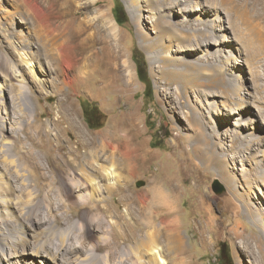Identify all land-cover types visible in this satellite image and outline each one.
<instances>
[{
  "label": "rangeland",
  "instance_id": "1",
  "mask_svg": "<svg viewBox=\"0 0 264 264\" xmlns=\"http://www.w3.org/2000/svg\"><path fill=\"white\" fill-rule=\"evenodd\" d=\"M14 1L0 0V55H5L9 49L16 52L12 41L22 40L19 38L20 33L29 34L27 38L30 37L33 42L31 53L34 69L45 80L34 79L33 71L28 67L20 68L24 77L11 76L0 62V84L5 87L3 98L0 92V109L15 111L16 115L15 119L5 124V141L17 140V135L11 131L13 126H19L23 141H18V149L22 155L27 153L30 138L43 136L52 139L51 148L55 155L67 153L70 144L73 147L78 145L81 152L88 147L98 150L102 137L116 124L125 126L124 130L131 129L134 141L145 149L146 163L133 176L131 199L123 200L117 191L111 195L103 193L102 202H93L98 206L93 213L105 217L107 224L105 233L95 232L96 237H110L112 227L107 222L110 218L119 230L124 228L126 208L133 211L132 216L139 217L136 201L139 192L152 186L168 191L172 186L178 199L176 211L167 213L164 209L160 217L154 218L153 226L159 225L164 217L170 219L178 215L175 219L186 235L187 259L190 258L193 264H218L221 244L225 242L230 246L233 264H264V183L260 177L261 168H264V141L259 146L247 149L236 138L239 133L244 137L251 133L264 137V103L257 99L261 95L257 87L264 85V80L260 78V75H264V0H228L225 5L224 0H181L180 4L176 0H142L140 14L126 0H99L85 13L74 9V15L65 17L66 25L69 18L74 19V26L81 27L84 20L95 17L97 9L106 10L108 16L115 19L114 7L118 3L124 6L128 20L121 25L117 23L115 52H110L108 47L101 49L100 42L79 37L66 46L72 49L71 55L78 57H81L84 47L88 48L86 54L100 52L93 55L95 67L90 70L86 68V79L77 81L71 87L64 86L62 91L57 89L62 79L56 72L59 57L57 43L47 41V46L52 47L48 48L43 37L41 39L44 42L36 34L32 36L30 25H24L16 14ZM70 1L73 4L71 8H81L88 0ZM40 2L46 4L48 0ZM61 6L66 8L55 3V15H58L56 11ZM213 24L217 27L218 43L197 46L196 37L201 36L202 30L211 29ZM12 26L21 29L20 32L12 30ZM89 32H85L83 38ZM151 44L154 50L150 49ZM47 48L51 49L50 55ZM12 52L9 56L18 58L17 52L11 56ZM135 52H139L147 63L152 82L150 91L139 78L133 58ZM124 61L133 72L134 82L130 86L122 77ZM18 78L23 80L20 82ZM7 83L14 85V89H8ZM20 83L27 88L25 94L30 104L29 110H25L19 100L17 87ZM235 84L242 93V107L236 106L234 101ZM224 86L227 87L225 93ZM13 101L17 110L13 108ZM0 114L6 116L5 111L0 110ZM70 117L74 124L70 122ZM81 134L87 136V141L93 140L94 144L87 146L80 142ZM119 135L123 136V132ZM8 146V143H0V193H5L14 201L10 210L16 214H21L23 206L29 205L35 212L41 204H48V194L64 199L65 196L61 194L62 183L81 178L75 167L68 169L69 176L65 169H56L53 173L55 182L42 178V184L38 186L33 177L44 173L50 175L46 169L47 158L42 156L44 169L39 170L35 168L33 160L24 163L14 147ZM123 148V143L116 144L117 150ZM33 150L41 152L39 146H33ZM250 153L255 155L254 160L260 162L259 167L256 161L246 158ZM90 190L86 186L80 199H87ZM74 194L71 192L62 205L71 203L76 211L69 217L70 221L54 226L57 231L67 230L69 224L76 221L78 233L84 232L82 224L87 220L83 212L90 209L86 203L78 201ZM105 207L111 210L106 213L107 216ZM0 210L4 216L2 204ZM131 222L134 223V219ZM48 226V223L33 224L35 233L27 227L25 235L33 242L35 236L49 240L52 234L48 232ZM118 233L114 235L118 241L117 250L114 259L111 258L115 262L122 256L121 250L128 243L129 234ZM94 241L97 243L98 238L90 242L88 240L86 243L90 244H84L86 247L83 245L81 255H75L79 259L74 260L73 256L69 264H92L93 261L86 259V252L95 244ZM106 249L98 252L104 258L101 257L95 264L108 263L109 249ZM10 251L9 248L7 252ZM164 255L170 261L168 252L165 251ZM4 256L7 260L8 255L5 253L1 254V261L6 263ZM82 256L86 260L81 259ZM135 259L132 261L138 263ZM17 260L21 263L40 260L39 264H50L44 254L36 256L29 253L24 258H16L15 264Z\"/></svg>",
  "mask_w": 264,
  "mask_h": 264
},
{
  "label": "bare ground",
  "instance_id": "2",
  "mask_svg": "<svg viewBox=\"0 0 264 264\" xmlns=\"http://www.w3.org/2000/svg\"><path fill=\"white\" fill-rule=\"evenodd\" d=\"M40 1L15 0L14 4L17 8L16 14L22 20V23L24 25H30L32 36L36 34V36L40 37L41 41L44 42V40H46L44 42L46 46L48 43L47 41H51L52 44L57 43L59 57L57 58L58 67L56 69V72L57 75L62 78L61 83H58L57 89L58 91H62L66 86L71 87L77 81L86 79V77L84 76V74L87 73L86 68L90 70L95 67L96 64L93 55L95 54L94 56H96L100 52L94 51L93 53L86 54L88 48L84 47V51L81 52V57H78V55H71L70 51H72V49H69V47L67 48L66 46L71 41H74L79 37L82 38V40L87 39L90 41L100 42L102 43L101 49L108 47L110 52H115L114 43L118 38V24L116 20L113 17H109L106 10L103 9H97L95 17L89 19V21L84 20V25L82 22L81 27L74 26V19L69 20L68 18L69 23L67 25L64 23V19L66 16L74 15V9L79 10L80 13H85L94 5H96L99 0H88L87 2L82 4V7L80 6L81 8H71L73 4L70 0H48V3L46 4ZM126 1L127 4L130 5V7L137 8L138 14H140V1L142 0ZM227 1L228 0H224L223 5H225ZM56 2L66 7L64 8L63 6H61V8L56 11L58 15H55L54 5ZM176 3L180 4L181 0H176ZM74 7H76V5H74ZM63 9H65L66 11ZM206 21L208 22V20ZM10 28L18 33L21 30L17 29V27L15 26H12ZM210 28L211 29L202 30L201 36L196 37L197 46L204 45V43H218L219 35L215 30L217 27H215L213 24ZM92 29H94V31L89 32V30ZM85 32L89 33L85 38H83V34ZM139 33H143L140 28ZM19 35V38H22V40L19 39L18 42L14 40L12 41V46H14V50H16L17 54L15 51V53L9 51L11 49L7 50L6 53L3 51L5 55H0V62L6 66V70L11 73V76L24 77L23 73H21L20 68L28 67L31 71H33L32 73L35 76L34 79H43L41 81H44L45 77L42 78L34 69L35 65L32 58L33 53H31V46L33 45V42L29 39L30 37L27 38L29 34L26 36L24 33H20ZM41 37H43L44 40L43 38L41 39ZM153 46L154 45L151 44V50H154ZM47 47L52 48L49 46ZM48 48L47 50H49ZM50 50L49 54L47 53L48 55H50ZM11 52V56H13L14 53L18 55V58L17 56L10 57L9 54H11ZM70 70H73L72 74L70 73ZM121 71L125 83L128 84V86L133 85V72L130 68V65L126 61H124ZM260 78L264 80V75H260ZM21 80H23V78H18V81L21 82ZM236 85L237 84H235L234 90L236 94V100L234 101L236 106L239 107L241 106L240 99L242 97V93L241 91H239L240 87H237ZM6 86L8 87V89H14V85L10 83H7ZM17 88L19 90L20 102H22L25 110H27L28 108L30 109V104L27 101L25 94L27 88L25 87V85H23V83H20ZM187 88L188 87H186V89ZM225 88L227 87L224 86V93L226 92ZM4 89L5 87L1 86L0 84V92L2 94L1 98H3ZM257 89L258 92L261 93V95L257 99L260 102L264 103V85H262V87H257ZM204 90H202V92L210 95ZM186 91L187 90H185V92ZM213 95H215V93H213ZM13 104L14 110H17L16 103H14V101ZM0 110L2 112L5 111L6 113V116L2 115L3 113L0 114V143H6V145L8 143V145H10L8 147L10 148L13 146L14 148H12L16 150L18 156H20L24 163L28 164L30 160H33V162L35 163V168H38L39 170L44 169V166L42 165V159L44 158H42V156H45L47 158L48 165L46 164V169L50 173V175L44 173L42 174V176L36 175L35 177H33V181L36 183V185L40 186L42 184V178L49 179L51 182H55L56 177L53 175V173L56 172V169H65L66 173L69 176L70 171L68 169L70 167H75V169L77 170L76 172L81 176V178L77 179L76 181L66 180L65 183H62L64 185L61 188V194L62 196H65L64 199H62V197H53L51 194H48V204H41L39 209H37L35 212H33V209L29 205L23 206L21 214L12 212V210H10V207L14 204V201L6 196L5 193H0V205L2 204L5 209L4 216L3 212L0 213V216H2V218H0V241L2 245L0 256L1 254L4 255L5 253H7L8 255L7 260L4 256L6 263H3L0 257V264H15L16 258H24V256H26L27 254L29 256V253H32L36 256H42L43 254L46 255V257L49 258L50 264H69L70 262H72L73 256L74 260H76L78 257L75 258V255L77 254L76 256H78V254L83 252L82 247L84 244H88L90 241L96 240L97 238V243H95L94 241L95 244H92V247H89L90 249L88 250V252H86V259L93 261L94 264L99 261L101 257L102 259L104 258V256L98 252L106 248L109 249L107 255V257H109V261L105 256L106 261H108L107 264H193V261L190 258L187 259L186 235L180 230V224L178 223L177 219H175V217L177 218L178 215L170 219H166L164 217L161 219L159 225L155 227L153 226L154 218H156V216H159L161 212L164 211V209L168 211L167 213H174L176 211V207L178 206V204L176 206V203L178 199H176L175 197L172 186L170 189H168V191L163 190L164 188L161 189L157 188L156 186H152L139 192L136 200L139 206V217L135 218L134 216H132L131 213L133 211L131 212L129 208H126L125 214L123 215L125 219L124 228L119 230L117 228V225L115 224V221L110 220V218L107 221L109 222L108 224L110 225V227H112V230L109 227V229L111 230L110 237H104L101 235L99 237H96L95 235V232L98 231H104L105 233V225L107 226L105 217L95 212L93 213V210H96L98 208L96 203H100V201H103L101 199L102 194L108 193V195H111L119 191L123 200L131 199V183L133 180V176H135L141 170L143 164L146 163L145 149L143 146L138 145V143L134 141V138L130 134L132 132L131 129L126 128V130H124L125 126L119 127L115 124V127L109 128L106 134L102 137L101 141L98 143V150H90V148L92 147H88L86 150L81 152L78 150V145L73 147V144H70V148L67 153H59L58 155H55L56 153H53V150L51 148L52 139L48 136L38 137L37 139L30 138V145L27 147V153L26 155H22L18 149V141H23V137L20 134L22 130L19 129V126H13L11 131L13 135H17V140L15 142L5 141L7 139L4 133V128L6 127L5 124L16 117L14 113L15 111L7 112L3 108H1ZM262 115L264 116V113ZM243 116L245 115H242V117ZM57 120L60 121L59 119ZM70 122L72 124L75 123L71 117ZM240 125H245V123H240ZM120 132H123V136L119 135ZM80 137L82 138L80 139V142H82L83 144L87 146L94 144L93 140L87 141V136L81 134ZM236 138L239 139L242 145L247 149H250L253 146L257 145L259 146L261 145V142L264 141V137L262 138L261 136L253 135V133H251L247 137H244L239 133L237 134ZM56 140L60 141L59 138H56ZM119 142L123 143L124 145V148L122 150L116 149V144ZM33 146H39L41 148V152H35L33 150ZM5 147L7 150V146ZM241 150L244 149L241 148ZM246 158L254 160L256 157L254 154L250 153L247 154ZM254 161H256V166L259 167L260 162L258 160ZM261 169L262 171L260 177L264 183V168ZM74 177L75 176H71V178ZM86 186L91 189L90 192L87 193L88 197L87 199H80V194L83 190H85ZM69 192L75 193L74 196L78 199V201H82V203H86L89 206L90 210H86L83 212L84 218H86L87 220L82 224L84 229V232L82 230L83 233H78L79 229L76 221H71L72 223L69 224L68 229L65 231H57L54 228V226L61 225L65 221H70L69 217L76 211V207L71 203L62 205L63 200L68 199L67 197H69ZM77 192L79 194H77ZM95 201L96 203L94 204L93 202ZM68 204L72 206H69ZM109 212H111V210H109V208H106L105 216H107L106 213ZM131 219H134V223H132L133 221L131 222ZM36 223H38L39 225L48 223L49 226L47 227V229L48 232L52 234V238L49 240H42L39 239V237L35 236L36 240L33 242L31 238L27 237V234L25 235V233L27 232V227L30 228L32 232L34 230L35 233V229H33L32 226ZM79 232H81V228ZM118 232L129 233L128 237L126 236L128 243H126L125 248L121 250L122 254H120L122 256L119 259L120 261L116 260L117 262H115L113 260V262L111 261V258H113V256L115 257L114 254L117 250L116 246L118 245V241L114 239V237H116L114 235ZM88 240L89 242L86 243ZM161 242L163 243L161 244ZM9 248L12 251L8 253L7 250ZM165 251L168 252L170 261L166 260V256L164 255ZM133 258H136L138 263L133 262ZM81 259H83V256L81 257ZM86 259L84 257L83 260ZM17 261L18 264H39L38 262L40 260L30 263H21L20 260ZM93 262L91 263L93 264Z\"/></svg>",
  "mask_w": 264,
  "mask_h": 264
},
{
  "label": "trees",
  "instance_id": "3",
  "mask_svg": "<svg viewBox=\"0 0 264 264\" xmlns=\"http://www.w3.org/2000/svg\"><path fill=\"white\" fill-rule=\"evenodd\" d=\"M114 16L117 23L120 25L128 20V14L121 3L115 5ZM133 58L137 64V71L140 80L146 83L147 90L150 91V89H152V82L149 78V73L147 70V63L145 61V58L139 52H135ZM218 264H233V256L230 250V246L225 242L221 244V248L218 256Z\"/></svg>",
  "mask_w": 264,
  "mask_h": 264
}]
</instances>
